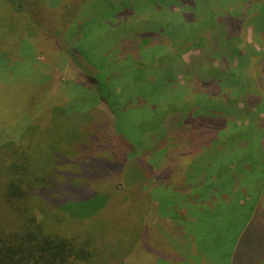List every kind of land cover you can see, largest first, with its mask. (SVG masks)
<instances>
[{"label":"trees","instance_id":"trees-1","mask_svg":"<svg viewBox=\"0 0 264 264\" xmlns=\"http://www.w3.org/2000/svg\"><path fill=\"white\" fill-rule=\"evenodd\" d=\"M10 1L15 15L23 17L32 13L35 22L39 19L42 22L38 5L22 8L14 0ZM114 1L102 2L99 10L96 8L101 13L110 12L114 23L107 32L101 31L105 48L110 45V38L118 34L116 29L122 28V19L118 21V17L130 14L129 10L114 14L120 10L113 7ZM141 1L142 13L154 16L150 30L154 33L141 34L143 41L127 38L121 43L130 45L123 50L132 55V68L141 67L148 80H155V116H158L155 127L162 130L171 123L192 124L196 119L202 133L192 135L187 142L178 141L180 148L188 147L185 153L180 150L148 164L140 161L134 155V146L113 123L115 114L107 105L99 82L93 79L97 72L75 54L71 59L81 72V88L93 99V104L70 113L64 105H54L46 126H39L37 120L34 124L32 120L12 137L0 139V264H128L134 247L148 235L150 216L170 212V207L181 203L184 197L171 188H161L155 192L154 205L151 195L145 194L134 200V204L142 205L134 234L125 239L102 238L103 233L95 232L99 224L96 226L97 220L94 223L93 220L117 198V184L124 183L138 192L150 176L159 181L169 177L168 180L175 182L195 173L203 176L195 179L186 195L204 197L205 204L211 200V206H186L193 221L187 222L181 238L168 239L177 255L164 257L159 253L156 263L170 264L166 261L169 258L177 264H189L190 259L195 264L202 261L204 264H264V195L259 190L253 198L249 196L242 201L238 198L242 188L251 195L264 178L259 168L250 166L264 156L256 143L264 131V118L257 122V116L252 113L254 120L247 124L248 131H245L246 126L236 125L234 119L223 116L245 112L237 110L239 104L264 113V52L247 42L240 45L243 35L240 28L250 26L254 36L264 34V24L259 21H264V0L251 4L244 14L229 10L227 0H153L151 4ZM156 46L155 55L150 54L140 65V55H149L147 52ZM196 49L199 53L209 49V56L228 55L229 59H236V64L217 72L203 67L199 82L206 87L201 91L193 84L188 88L178 86L170 97L158 92L180 73L182 52ZM188 72L191 73L190 69ZM123 79L124 75L110 79L111 89L118 95ZM102 81L109 83L107 79ZM210 84L220 86L216 94H211ZM18 94L23 95L24 91ZM0 96L4 98L2 92ZM8 115L10 118L12 114ZM63 129L72 134L71 141L59 139L57 147L46 141L54 132L62 134ZM233 131L253 133L252 150L234 149ZM250 158L253 161L248 163ZM235 182L239 186L235 187ZM167 197L172 200L171 204L165 202ZM125 207L116 210V214L121 215ZM89 220L93 224L85 223ZM216 222L225 227V232L216 233L220 230ZM203 233L206 238L202 237ZM230 234L232 238H227ZM191 249L196 252L193 256Z\"/></svg>","mask_w":264,"mask_h":264},{"label":"rangeland","instance_id":"rangeland-1","mask_svg":"<svg viewBox=\"0 0 264 264\" xmlns=\"http://www.w3.org/2000/svg\"><path fill=\"white\" fill-rule=\"evenodd\" d=\"M107 1L110 0L13 1L15 5L22 8L38 5L39 13L43 14L40 17L42 22L39 23L40 19L35 22L32 13H26L23 17L15 15L12 11V2L0 0V91L4 95V98L1 97L2 95L0 96V131H2L0 139L3 136L12 137L15 131L18 132L21 127L30 124L32 120H34V124L37 120L39 126H46L49 124V111L54 105H64L63 107L70 110V113L73 110L80 112L93 104V99L81 88V72L75 67L78 64L72 62L71 59L75 54V57L82 58L88 66L97 72L93 79L99 82L102 95L111 112L115 114V118L112 119L113 123L117 131L134 146V155H137L140 161L148 164L149 161H155V159L156 161L164 160V156L167 154L171 156L180 150L185 153V149L188 147L180 148L178 141L185 140L187 142L189 139L191 140L192 135L202 133V128L196 119L192 124L187 122L183 125L171 123L162 130L155 127L158 123V116H155V80H148L146 72L141 71V67L134 69V66L132 68L131 64L133 63L130 60L132 55L123 50L124 47L130 45L123 46L121 43L127 38L138 41L141 39V34L154 33L150 31L151 25H154L152 20L154 16L142 13L140 6L143 7V2L141 0H115L113 7L116 10L120 8V10L114 14L118 15L126 10H129L130 14L126 17L123 13L121 17H118V21L122 19V28L116 29L119 31L118 34L110 38V45L105 48L106 43L101 42V31L102 33L107 32L114 23L110 12L101 13L98 10L99 5ZM143 1L147 4L153 2V0ZM227 2H229L227 4L229 10L244 14L251 4L258 3L259 0H227ZM102 18L103 20H101ZM243 18L241 17L240 20H244ZM259 21L263 22L262 25L264 24L263 19ZM239 23L243 25L242 22ZM240 31H243L241 46L243 42H247L252 44L257 51L264 52L261 50L264 49L263 32L254 36V30L250 26L245 29L240 28ZM141 40L143 41V39ZM157 47L147 52L149 54L147 56L140 55L142 57L140 65L143 64L146 57L155 55ZM209 51V49L204 50L203 53H199L197 49L183 51L181 54L182 65L180 69L178 68L180 73L175 81L161 87L158 92H164L170 97L178 86L188 88L193 84L197 85V91H201L206 87V84L199 82V79L203 77L201 73L203 67H210L212 72H217L236 64V59H229L228 55L209 56L207 54ZM171 54L174 55L173 52ZM129 68H132V71H127ZM188 69L191 73L188 72ZM118 75H124L122 80L124 84L119 95L111 89L113 81H110L111 78ZM105 79L109 80V83L104 84L102 80ZM132 79L134 81H131ZM210 85L211 94H216L220 86ZM20 91H24V94L19 95ZM10 103L14 104V107H10ZM76 103L78 104L75 105ZM240 109L245 112H241V114L228 113L223 116H228L230 120L234 119L236 125L246 126L247 130L245 131H248L247 124L254 120L252 113L257 116V122L264 118V113H256L255 110L247 109L242 104L237 106V110ZM8 114H12L10 118ZM217 115L222 116L221 113H217ZM233 132L234 149L252 150V144L255 142L253 133ZM49 137L51 139H46V141L53 143L55 147H57L59 139L66 141L73 139L72 134L65 129L62 134L54 132ZM256 143L264 152V131L257 137ZM162 152L165 153L162 155ZM249 161L252 162L253 159L250 158L248 163ZM250 166L257 167L264 173V156L259 157L258 162H253ZM202 176L201 173H195L192 177L187 179L181 177L175 182L168 180L169 177H166L164 181H159L154 176H150L143 184L142 190H138V192L135 189L127 188L123 182V185L118 181L113 182V186L119 184L115 189L117 198L111 200L98 219L93 220V223L97 220L96 226L99 224L95 232L103 233L102 238H130L134 234L136 222L142 211V205L140 207L134 204L136 202L134 200L141 199L145 194H150L155 205V192L161 188L163 190L171 188L173 192L183 195L181 196V198L184 197L183 201L174 203L170 207L171 211L166 214L161 212L156 217L150 216L146 228L148 235L140 239L134 247L128 258V264H155L159 253L164 257L176 256L177 253L168 239L181 238L186 231L187 222L193 221L190 208H186V206L188 204L211 206L209 205L211 200L205 204L202 199L204 197L186 195L194 186L195 179ZM260 181L261 185L254 190L255 192L251 191L250 195L245 188H242L238 198L240 197L241 201L249 196L253 198L259 190L264 195V178H261ZM235 184V187L239 186L238 182ZM107 188L109 186H105V189ZM169 197L172 198L171 195ZM165 202L171 204L172 200L167 197ZM124 205L126 207L121 215L116 214L115 211ZM262 206L264 208V205ZM128 215H132L131 218ZM85 223L93 224L91 220ZM215 226L220 229L216 233L225 232V227L219 223L216 222ZM197 237L199 238L198 234ZM202 237L206 238L207 236L203 233ZM227 238H232V234ZM190 251L191 256L196 254L192 249ZM166 261L170 264H177L169 258H166ZM188 262L195 264V261L191 259ZM236 262L239 260L236 259Z\"/></svg>","mask_w":264,"mask_h":264}]
</instances>
